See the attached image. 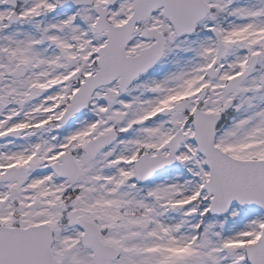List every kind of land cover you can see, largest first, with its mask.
Instances as JSON below:
<instances>
[{
  "label": "snow or ice",
  "instance_id": "1",
  "mask_svg": "<svg viewBox=\"0 0 264 264\" xmlns=\"http://www.w3.org/2000/svg\"><path fill=\"white\" fill-rule=\"evenodd\" d=\"M0 264H264V0H0Z\"/></svg>",
  "mask_w": 264,
  "mask_h": 264
}]
</instances>
